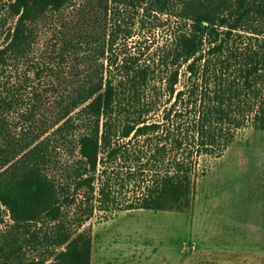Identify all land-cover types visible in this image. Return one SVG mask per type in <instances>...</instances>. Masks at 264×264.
I'll return each instance as SVG.
<instances>
[{"label": "trees", "instance_id": "obj_1", "mask_svg": "<svg viewBox=\"0 0 264 264\" xmlns=\"http://www.w3.org/2000/svg\"><path fill=\"white\" fill-rule=\"evenodd\" d=\"M124 10L175 19L156 65L115 52ZM249 122L264 130V0H0V206L11 229L60 223L73 205L80 227L187 204L201 159L222 156ZM7 232L0 264L48 261L19 256ZM82 235L47 264H90Z\"/></svg>", "mask_w": 264, "mask_h": 264}, {"label": "rangeland", "instance_id": "obj_2", "mask_svg": "<svg viewBox=\"0 0 264 264\" xmlns=\"http://www.w3.org/2000/svg\"><path fill=\"white\" fill-rule=\"evenodd\" d=\"M117 18L124 31L115 52L120 58L136 56L156 65L163 45L171 39L175 19L160 13L142 16V11L135 16L129 10ZM50 173L60 174L55 169ZM260 192H264V130L249 122L222 156L201 159L187 204L166 210L117 211L107 218L94 216L80 227L73 205L60 223L48 219L25 223L26 233L20 224L10 228L14 223L10 212L0 206V233L8 231L16 238L19 256L47 258L45 264L57 261L80 234L82 239L90 238V264H260L251 254H264V235L250 240L249 232L236 229L239 216L251 215V194ZM254 208L258 215L257 205ZM60 232L70 239L56 245ZM194 253H206V259L194 262L190 259ZM241 253L243 257H238Z\"/></svg>", "mask_w": 264, "mask_h": 264}, {"label": "crops", "instance_id": "obj_3", "mask_svg": "<svg viewBox=\"0 0 264 264\" xmlns=\"http://www.w3.org/2000/svg\"><path fill=\"white\" fill-rule=\"evenodd\" d=\"M258 207V215L253 214L254 206ZM247 210L248 205L246 206ZM251 215L245 216L246 218L239 216V222L237 223L238 226H236L237 232H249L248 238L252 240L255 236L258 235H264V192H260L258 194L252 193L251 194ZM206 253L204 254H196L194 253L190 255V259L194 262H202V260L206 259ZM238 257H243V254H237ZM251 256H254L257 258V263L264 264V254H251Z\"/></svg>", "mask_w": 264, "mask_h": 264}]
</instances>
